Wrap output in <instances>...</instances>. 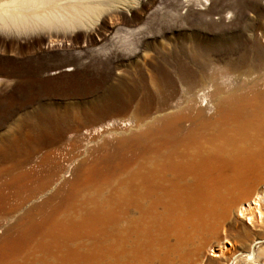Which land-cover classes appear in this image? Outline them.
<instances>
[{"label":"rangeland","instance_id":"1","mask_svg":"<svg viewBox=\"0 0 264 264\" xmlns=\"http://www.w3.org/2000/svg\"><path fill=\"white\" fill-rule=\"evenodd\" d=\"M3 20L9 24L0 26V248L14 259L10 241L33 205L57 192L65 197L86 179L100 203L101 192L112 193L120 162L111 154L171 115L199 84L264 89V0H57L44 8L0 0ZM114 159L113 174H106ZM54 160L60 173L49 191L21 212V190L9 187L8 174L26 162L40 171ZM93 168L98 177L85 172ZM84 201L83 194L74 204ZM238 208L227 225L246 242L250 225ZM211 244L207 264H216L217 240Z\"/></svg>","mask_w":264,"mask_h":264},{"label":"bare ground","instance_id":"2","mask_svg":"<svg viewBox=\"0 0 264 264\" xmlns=\"http://www.w3.org/2000/svg\"><path fill=\"white\" fill-rule=\"evenodd\" d=\"M28 1L44 8L57 0ZM226 90L215 81L199 84L171 115L123 142L111 154L120 160L112 193L101 192L100 203L86 179L65 197L61 191L33 205L10 241L17 258L0 248V264H207L211 240L216 264H264V89ZM125 150L130 158L121 157ZM25 165L8 174L9 187L21 190L20 211L60 173L56 160L40 171ZM96 169L85 172L98 177ZM83 194L86 201L75 205ZM236 208L250 225L246 242L227 225Z\"/></svg>","mask_w":264,"mask_h":264}]
</instances>
